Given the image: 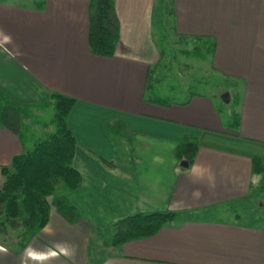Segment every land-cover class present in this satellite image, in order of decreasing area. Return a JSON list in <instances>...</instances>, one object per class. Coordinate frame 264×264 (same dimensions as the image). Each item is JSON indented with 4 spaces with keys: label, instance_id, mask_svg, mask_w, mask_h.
Here are the masks:
<instances>
[{
    "label": "crops",
    "instance_id": "1",
    "mask_svg": "<svg viewBox=\"0 0 264 264\" xmlns=\"http://www.w3.org/2000/svg\"><path fill=\"white\" fill-rule=\"evenodd\" d=\"M42 1L0 0V85L24 102L54 92L76 99L67 123L82 183L66 196L81 218L71 222L52 206L48 224L24 246L0 239L8 249L0 264H21L29 245L55 241L76 245L75 264H264V170H254L255 159L264 163V0H169L175 34L216 40L213 71L241 92L237 125L223 120L215 93L169 105L148 98L157 0H114L113 56L91 50L90 0ZM186 138L199 147L182 166L176 149ZM25 145L0 125V187L2 166ZM227 207L259 216H228ZM157 211L178 218L118 245L113 231L112 253L92 252L119 218Z\"/></svg>",
    "mask_w": 264,
    "mask_h": 264
},
{
    "label": "trees",
    "instance_id": "2",
    "mask_svg": "<svg viewBox=\"0 0 264 264\" xmlns=\"http://www.w3.org/2000/svg\"><path fill=\"white\" fill-rule=\"evenodd\" d=\"M43 4L44 1L35 2L37 7ZM197 38L205 39L208 43L203 44L205 48L198 46L194 55L201 59L211 56L216 49V40L209 36ZM119 39L120 24L115 1L90 0L89 44L93 53L113 56ZM152 80L149 71L148 98L165 105L173 102L157 95ZM43 103H50L54 107V130L47 137L35 141L31 148L26 147L24 152L13 158L10 165L1 168L4 183L0 188V224L3 225L0 231L3 233H8L7 226H10L11 229L22 227L29 238L37 235L48 224L52 206L71 222L81 218L80 212L66 196V192L77 189L82 183L81 173L74 166L77 140L67 123L76 99L54 92ZM31 105L38 106V103L21 101L0 85V125L18 135L25 144L28 136L22 131L23 120L26 118L24 107ZM232 124H238L237 116ZM198 147L197 141L186 138L177 146L176 155L180 160L191 162ZM254 170H264V163L255 159ZM60 183L64 186V194L56 193ZM177 218L178 214L163 211L139 212L119 218L113 224L115 234L112 243L118 245L130 239L150 236Z\"/></svg>",
    "mask_w": 264,
    "mask_h": 264
},
{
    "label": "rangeland",
    "instance_id": "3",
    "mask_svg": "<svg viewBox=\"0 0 264 264\" xmlns=\"http://www.w3.org/2000/svg\"><path fill=\"white\" fill-rule=\"evenodd\" d=\"M26 1L29 4H33L34 0ZM153 36L155 59L150 64V72L153 77L152 84L157 95L172 101H184L197 91L207 94L215 93V102L220 109L223 120L225 122L233 121L238 106V95L241 92L234 91V87L230 85V81H227L226 78L222 79L221 76L214 73L209 59L210 56L201 59L194 55V50L198 46L205 48L203 46L206 42L205 39L179 36L174 33L172 6L169 0H157L156 2V25ZM227 87H229V90H224L223 92L228 91L230 93L231 91L232 95L229 102L222 100L223 92L221 95L218 94L222 88L225 89ZM39 104L38 106L31 105L26 106V108L24 107L26 118L23 120L22 131L28 136L26 140L28 148H31L35 141L47 137L48 133L54 130L52 122L55 112L54 107L50 103ZM2 178L4 183V176ZM64 191V186L60 183L57 186L56 193L64 194ZM226 213L228 216L240 214L248 219L259 216L256 208L248 212L247 210L242 211L241 208L237 211H230L227 207ZM1 219L2 217H0ZM1 227L3 225L0 224ZM7 229H9L8 233L0 231V239H2L1 241L5 240L7 245L11 247L24 246L32 238L26 235V231L22 227L11 229L10 226H7ZM113 231L115 229L111 230L107 235L100 237L98 241L93 240L91 246L93 253L104 256L108 251H112L110 248L112 246ZM98 244L100 245L97 247Z\"/></svg>",
    "mask_w": 264,
    "mask_h": 264
},
{
    "label": "clouds",
    "instance_id": "4",
    "mask_svg": "<svg viewBox=\"0 0 264 264\" xmlns=\"http://www.w3.org/2000/svg\"><path fill=\"white\" fill-rule=\"evenodd\" d=\"M257 177L252 178V183L257 182ZM197 193H194L196 195ZM76 245L66 241H55L43 248H37L29 245L21 258V264H51L52 261L58 260L61 257L72 261L75 264ZM0 253L7 255L8 249L0 245Z\"/></svg>",
    "mask_w": 264,
    "mask_h": 264
},
{
    "label": "water",
    "instance_id": "5",
    "mask_svg": "<svg viewBox=\"0 0 264 264\" xmlns=\"http://www.w3.org/2000/svg\"><path fill=\"white\" fill-rule=\"evenodd\" d=\"M222 100H224L225 102L230 101V93L228 91H225L222 93ZM181 165L182 166H188L189 162L187 160H183V161H181Z\"/></svg>",
    "mask_w": 264,
    "mask_h": 264
}]
</instances>
